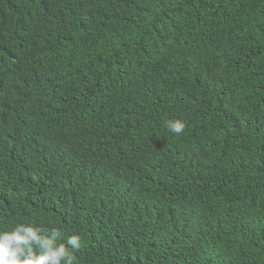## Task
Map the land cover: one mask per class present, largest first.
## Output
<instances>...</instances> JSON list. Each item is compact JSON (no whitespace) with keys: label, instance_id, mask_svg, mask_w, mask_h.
Listing matches in <instances>:
<instances>
[{"label":"trees","instance_id":"obj_1","mask_svg":"<svg viewBox=\"0 0 264 264\" xmlns=\"http://www.w3.org/2000/svg\"><path fill=\"white\" fill-rule=\"evenodd\" d=\"M21 223L79 235L76 264H264V0H0Z\"/></svg>","mask_w":264,"mask_h":264},{"label":"clouds","instance_id":"obj_2","mask_svg":"<svg viewBox=\"0 0 264 264\" xmlns=\"http://www.w3.org/2000/svg\"><path fill=\"white\" fill-rule=\"evenodd\" d=\"M167 128L179 135L185 124L179 119L169 120ZM80 247L81 237L77 234L64 240L58 229L45 232L21 223L10 231H0V264H76L74 251Z\"/></svg>","mask_w":264,"mask_h":264},{"label":"bare ground","instance_id":"obj_3","mask_svg":"<svg viewBox=\"0 0 264 264\" xmlns=\"http://www.w3.org/2000/svg\"><path fill=\"white\" fill-rule=\"evenodd\" d=\"M40 159V158H39Z\"/></svg>","mask_w":264,"mask_h":264}]
</instances>
